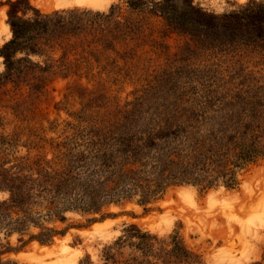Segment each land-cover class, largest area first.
I'll return each instance as SVG.
<instances>
[{"label":"trees","instance_id":"obj_1","mask_svg":"<svg viewBox=\"0 0 264 264\" xmlns=\"http://www.w3.org/2000/svg\"><path fill=\"white\" fill-rule=\"evenodd\" d=\"M125 3L130 12L122 16L115 5L109 12L62 9L44 13L29 0H8L12 37L0 48L5 64L0 90L12 84L3 93L13 98L21 82L46 70L101 84L121 75L124 67L111 52L121 57L117 44L140 34L148 16L162 17L173 30L192 35L215 18L193 6L177 13L171 0ZM29 11L33 14L27 16ZM225 17L229 18L226 24L250 23L264 42V2L255 12ZM31 56L45 58L44 65ZM262 90L261 86L246 90L218 106L206 104L199 109L177 103L151 106L140 97L115 119L89 120L85 126H74L75 131L62 140L49 142L50 150L37 142L22 155L11 152L17 140L14 135L0 136V192L4 194L0 234H24L35 226L41 232L30 239L48 243L64 230L45 224L65 222L69 212L101 214L112 203L135 198L147 204L180 184L211 188L222 180L232 187L235 168L264 155ZM157 241V236L131 225L114 246L106 248L104 264H119V249L127 245L154 255ZM173 243L165 256H189L178 242ZM11 250L9 241L0 242V264H17L3 261ZM131 260L132 264H154Z\"/></svg>","mask_w":264,"mask_h":264},{"label":"rangeland","instance_id":"obj_2","mask_svg":"<svg viewBox=\"0 0 264 264\" xmlns=\"http://www.w3.org/2000/svg\"><path fill=\"white\" fill-rule=\"evenodd\" d=\"M29 1L44 13L62 9L109 12L113 5L120 7L122 16L130 12L125 0H95L93 5L84 0ZM263 2L171 0L177 13L193 6L215 18L209 27L192 35L173 30L162 17L148 16L140 34L117 44L121 57L111 52L124 67L121 75L101 84L48 70L21 82L13 98L3 93L13 88L9 84L0 90V136L14 135L17 140L11 152L22 155L37 142L50 150L49 142L62 140L75 131L74 126H85L89 120L115 119L140 97L151 106L177 103L199 109L206 104L218 106L260 86L264 93L263 37L250 23H225L229 20L225 15L255 12ZM8 10V0H0V48L12 37ZM32 14L29 11L27 16ZM31 58L44 65L45 58ZM4 71L0 56V74ZM235 171L232 187L222 180L211 188L180 184L147 204L135 198L112 203L101 214L69 212L67 221L45 224L64 230L48 243L30 239L41 232L35 226L24 234H0V242L9 241L13 248L3 255V261L104 264L106 248L136 225L157 236L155 253L159 254L144 255L127 245L119 249V264H132L131 259L154 264H264V155ZM3 195L0 192V198ZM95 223L99 225L94 227ZM173 242L189 256H165Z\"/></svg>","mask_w":264,"mask_h":264},{"label":"bare ground","instance_id":"obj_3","mask_svg":"<svg viewBox=\"0 0 264 264\" xmlns=\"http://www.w3.org/2000/svg\"><path fill=\"white\" fill-rule=\"evenodd\" d=\"M239 1H245V0H239ZM83 3H86V4H90V5H93V4H96V1L95 0H84ZM99 224L98 223H95L94 224V227L95 226H98Z\"/></svg>","mask_w":264,"mask_h":264}]
</instances>
